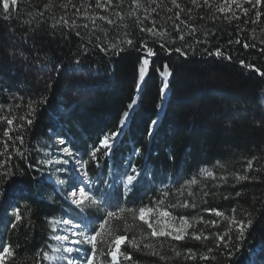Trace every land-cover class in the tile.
Here are the masks:
<instances>
[{
	"label": "trees",
	"instance_id": "1",
	"mask_svg": "<svg viewBox=\"0 0 264 264\" xmlns=\"http://www.w3.org/2000/svg\"><path fill=\"white\" fill-rule=\"evenodd\" d=\"M99 2L17 0L8 20L0 8V172L15 173L0 179V244L15 253L9 264L44 263L60 220L88 224L94 235L107 211L120 208V219L105 226L112 235L98 237L94 264H110L116 235L140 244L126 242L122 251L132 259L120 264H264V0L255 8L248 0ZM217 49L222 56L208 55ZM140 68L148 72L143 81ZM113 133L110 155L101 149L92 160ZM65 146L88 160L81 171L97 199L108 195L107 207L68 201L57 178L69 175L72 159L56 163ZM132 165L138 176L124 195L120 181ZM141 207L153 208L154 224L157 209L177 225L186 219L189 235L152 237L138 218ZM249 219L241 237L237 223Z\"/></svg>",
	"mask_w": 264,
	"mask_h": 264
},
{
	"label": "snow or ice",
	"instance_id": "2",
	"mask_svg": "<svg viewBox=\"0 0 264 264\" xmlns=\"http://www.w3.org/2000/svg\"><path fill=\"white\" fill-rule=\"evenodd\" d=\"M108 2L110 3V0H108ZM208 0H205V4H207ZM227 2V0H226ZM248 2L250 4H252V6L255 8L257 5H260L262 0H248ZM173 3H175V0H173ZM193 3H196V0H193ZM231 3H236V0H231ZM17 4V0H0V8H2V13H3V19L4 20H8L9 19V13H10V9L11 6L16 5ZM97 7H101V4L99 2V0H97ZM177 7H179V5H177ZM237 7H239V5H237ZM220 12H225V11H231V7L228 8H224L221 7L218 9ZM245 14H247L248 10L245 8L244 9ZM261 15L260 12L256 13L257 18H259ZM179 17V14H177V18ZM63 19V18H62ZM99 19L104 20L105 17L101 16L99 17ZM95 22V21H93ZM256 21H253V23H255ZM59 23V22H58ZM108 23H113V21L108 20ZM64 24L67 25L68 21L64 20ZM73 25H75V21H73ZM85 28H87V24L84 25ZM178 27V26H177ZM141 31H144V29H141ZM149 32L152 31V29H148ZM76 35H80L79 32L76 33ZM180 39L183 40L184 37L183 35L180 36ZM129 44H131V40L128 41ZM229 43H231V41H229ZM237 43H239V41H237ZM255 45H253L254 47ZM245 48L249 47V45L246 43L244 45ZM104 49H101V51H103ZM85 51H87V49H85ZM176 52H180V48H176L175 49ZM183 54V53H182ZM148 55L151 56L153 55V52L151 49H148ZM208 55H215L217 57H220L223 55V53H221V51L219 49H217L214 53L213 52H209ZM230 59V57H229ZM143 64L144 65H148L149 64V60L148 59H144L143 60ZM241 64H244V61H241ZM249 67H251V65H249ZM157 71H159V69H157ZM257 71H259V69H257ZM165 72H167V65H165ZM170 75V73H169ZM261 75H264V73H261ZM145 77V72L144 69L141 68L140 69V80L143 81ZM140 85H137V88H139ZM168 84L167 82L164 83L163 85V89H167ZM162 89V91H163ZM136 103V101H132V103H130L128 105V108L131 109L134 104ZM124 118H127L129 116V112L125 111L123 114ZM8 124H12V120H8L7 121ZM32 121L28 120V124H31ZM121 125H124L125 123V119H122L120 121ZM153 125H155L157 123V121L153 120L151 122ZM5 136L8 135L7 132L4 133ZM117 135V133H113L111 136H106L104 137L99 146H97L96 148H94L90 154V157L92 160H96L97 158V153L101 151V149H104L105 151L103 152V155L105 157L109 156L111 153V140L113 139V137H115ZM18 139H20L21 143H23L22 138L17 137ZM59 144L60 145H64L65 144V140L60 139L59 140ZM60 151L63 153L64 156L73 158L74 161V167H73V171L76 172H80L81 169H86V166L88 164V160H81L77 155H74L73 151L71 150L70 147L65 146L62 147L60 149ZM136 152H138L139 150H135ZM9 159H11V157H9ZM56 163H62V164H68L69 161L68 159H63L61 157V159L57 160ZM99 166V165H97ZM3 164H0V168H3ZM29 167L31 168H35V165H29ZM249 167H251V163H249ZM38 170V169H37ZM22 171V170H21ZM57 172L60 171H64L65 173L67 172V169H56ZM15 173L10 172L8 170H5L3 172H0V179H7L10 178L12 175H14ZM83 177L85 178V180H81V183L78 186L73 187L72 191L69 194V198L71 199V203L72 205H75L78 209H83L84 206L91 204V205H104V207H107V203L106 200L108 199V195L107 194H101V198L97 199L93 194H92V188L91 186L86 183V178L88 176V173L86 170H84L82 172ZM209 176L212 175V173H208ZM138 173H137V169L134 165L130 166V172H128L127 170L124 173V178L120 181V183L122 184L125 192L124 195H127L129 191H131V187L134 183V181L137 179ZM237 179L239 180H245L248 179L247 176H237ZM71 180V176L70 175H66L63 179H58V183L59 184H64L67 181ZM191 183H195V180H192ZM105 184L110 188L111 185L108 184L107 181H105ZM164 196H167L168 193L165 192L163 193ZM205 195H207V193H205ZM237 196L240 195L239 192L236 193ZM187 206V203L185 202V205ZM125 209L124 208H120L118 211H107L106 213V217L104 219V221L102 223L99 224V230L95 231L94 235H87L86 231L89 228L88 224H82L81 223H72L70 220H63V224L65 225H69L71 224V228L68 229V231L71 232L73 237H79V239H69L68 235H64V236H57L55 237V239L60 240V241H68L69 243L73 244V245H90L91 246V254H88L84 249L82 248H73V247H61V248H57L56 251L57 252H61V253H79L82 257H83V261L82 262H78L75 258H71L70 256H65L63 254L59 255V256H49L48 253H44L43 254V258L45 260H58V261H67V264H94L95 261V257L97 255V242H98V237H102L104 235H112V232L115 231V229H111L110 231H105V226L106 225H110L111 221L113 219H120L119 213L120 212H124ZM127 211L132 212V209L129 208L127 209ZM153 208H148V207H141L139 209V220L143 221L144 224L147 225V227L149 229H151V236L154 238H168L170 237L173 240L176 241H182L185 239V237L187 235H189L187 229L188 227H191V225L189 224V222L184 219L181 218L180 220V224L177 225L174 220V217H171L170 213L168 211H162L157 209V215L161 218V219H156L155 220V224L149 222L148 217L151 216L153 214ZM216 215L219 216L221 215V213L216 212ZM15 220L17 222H19L21 220V215L19 213V209L16 210V214H15ZM170 220L172 222H170ZM253 224V221L251 219L247 220L246 222L241 220L237 223V228L239 231L240 236L242 237L244 235V231L246 228H250ZM12 227H16L15 224L12 225ZM76 229H79V231H76ZM192 238L199 241L201 240V236L197 235L195 232H193L192 234ZM204 239H207V237L205 236ZM219 239L221 241L224 240L223 236H220ZM127 242V244L132 247V248H136L139 249L140 244L136 241L135 237H133L131 240H129L126 236L124 235H116L114 240H112V244L114 245V247H110L109 251H108V256L111 257V261L110 264H120V260L123 259L125 261L131 260L132 256L130 253L122 251V246ZM225 247H227V244L224 245ZM146 248H152V245L147 244L145 245ZM0 264H9V261L11 260V258H13V256L15 255L14 250L12 248L11 245L9 244H0ZM209 252L212 251L211 248L208 249ZM102 254V253H101ZM153 254H158L156 252H153ZM177 256H180L181 253L177 252L176 253ZM189 259L195 260L196 256L194 253H191V251L189 252L188 255ZM161 259H164V257H161ZM200 260H208L209 257L207 255H201L199 257Z\"/></svg>",
	"mask_w": 264,
	"mask_h": 264
},
{
	"label": "rangeland",
	"instance_id": "3",
	"mask_svg": "<svg viewBox=\"0 0 264 264\" xmlns=\"http://www.w3.org/2000/svg\"><path fill=\"white\" fill-rule=\"evenodd\" d=\"M56 142H58L57 145H59L60 147L62 146V145L59 144L58 140H56ZM59 154L61 156H63V159H72L70 161L71 162L70 165H72L70 168L72 169V171L69 173V175L71 176V180L67 181L64 184H60L63 187V189L66 190V197H67L68 201L71 203V199L69 198L70 192L72 191L73 187L78 186L81 183V180H85V178L83 177L81 170H80L79 173L76 172V171H73V167H74L73 158L64 156L61 151H59ZM58 179H63V178L62 177H58L57 181H58ZM85 182L88 183L91 186V182L88 181L87 178H86ZM86 206L95 207L96 205L88 204ZM63 220H65V219H63ZM63 220H60L59 223L55 224V226H54L55 227V237L68 235L70 240L79 239V237H73L71 232L68 231V229L71 228V224L65 225V224H63ZM70 221L72 223H77V222H74L73 220H70ZM82 226H83V224H82ZM76 231H79V229H76ZM86 234L88 235L87 232H86ZM62 246L63 247L82 248V249L85 250V248H87L89 245H73V244L69 243L68 241H60V240L55 239L54 244L52 246V249L50 250V253H49V256H59V255L63 254L65 256H70L71 258H75L78 262H82L83 261V257L79 253H75L74 252L72 254H69V253L57 252L56 249L57 248H61ZM47 264H67V261L66 260H64V261H58V260H51L50 261V260H47Z\"/></svg>",
	"mask_w": 264,
	"mask_h": 264
},
{
	"label": "bare ground",
	"instance_id": "4",
	"mask_svg": "<svg viewBox=\"0 0 264 264\" xmlns=\"http://www.w3.org/2000/svg\"><path fill=\"white\" fill-rule=\"evenodd\" d=\"M110 50V49H109ZM146 51V50H145ZM124 55V54H123ZM127 58V57H126ZM152 58V57H151ZM142 64V63H141ZM148 68V67H147ZM141 69V68H140ZM146 69V68H145ZM151 69V68H150ZM146 71V70H145ZM149 71V70H148ZM140 72V71H139ZM148 72H146V74H147ZM145 74V75H146ZM139 75H140V73H139ZM167 76H168V74H167ZM170 76V75H169ZM168 76V77H169ZM161 77V76H160ZM164 78H165V76H164ZM146 79V78H145ZM162 79V78H161ZM171 79V78H170ZM169 82V81H168ZM147 84V83H146ZM143 85V84H142ZM96 144V143H95ZM59 146V145H58ZM66 168V167H65ZM95 228V227H94ZM243 241V240H242ZM242 243V242H241ZM244 243V242H243ZM253 243V242H252ZM250 258V257H249ZM252 260V259H251ZM250 261V260H249ZM247 264V263H246Z\"/></svg>",
	"mask_w": 264,
	"mask_h": 264
}]
</instances>
